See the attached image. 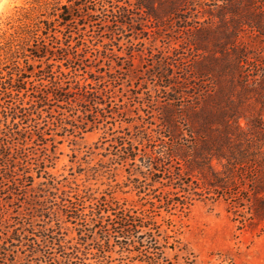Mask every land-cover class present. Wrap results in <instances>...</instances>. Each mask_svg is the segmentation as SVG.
Listing matches in <instances>:
<instances>
[{
  "label": "trees",
  "instance_id": "1",
  "mask_svg": "<svg viewBox=\"0 0 264 264\" xmlns=\"http://www.w3.org/2000/svg\"><path fill=\"white\" fill-rule=\"evenodd\" d=\"M209 1L232 30L205 68L196 35L218 23L198 10L205 0H21L2 19L0 264H111L113 251L159 264L174 244L155 208L195 200L222 201L239 227L264 230V0ZM121 68L163 98L156 113L104 129L94 145L107 159L77 175L115 181L122 170L140 207L50 171L57 128H101L117 114ZM13 203L25 222L10 229Z\"/></svg>",
  "mask_w": 264,
  "mask_h": 264
},
{
  "label": "rangeland",
  "instance_id": "2",
  "mask_svg": "<svg viewBox=\"0 0 264 264\" xmlns=\"http://www.w3.org/2000/svg\"><path fill=\"white\" fill-rule=\"evenodd\" d=\"M20 3L21 0H2L0 3V23L12 8ZM217 4H220V1ZM198 10L200 12L211 10L215 16V21L218 22L216 8L209 0H205V3ZM200 12H198V17L202 20L203 17ZM92 18L96 20L94 23H97L98 16ZM95 27L96 25H92V29ZM231 30L230 25L225 26L218 22L206 32H197L196 36L200 41L198 42L199 48H205L203 49L205 52H202L204 56L199 62L202 68L214 64L210 56L214 54L218 44L225 40V36L228 34L226 31ZM168 36L175 35L170 32ZM156 45H160V41H156ZM111 47L114 50L117 49L114 44ZM181 51L188 59L192 57L193 53L185 52L184 49ZM134 66L136 69H140L137 60H135ZM119 72H116V76L122 77L118 81L121 83V88L118 87L119 85L116 86V95L109 99L112 110H116L117 114L114 115V118H107V122L101 128H92L86 131L79 128H72V131L57 128L56 132L62 134V136L55 135V138L61 141L56 144L54 149L57 158L54 161V168L50 171L68 177H70L69 173L73 172L77 183L85 184L92 189H98L95 193L96 196L101 195L103 191L114 190L111 195L119 201H125L127 205L133 207H140L145 199H140V196H143L142 194L137 195L129 187L123 186L125 173L122 170L118 171L115 181H111L109 174L98 176L96 180L88 179L86 181L83 174L77 175L80 168L95 165L100 158L107 159L100 154V152L104 153L106 150L101 147L96 149L94 145L96 143L97 146H101L99 139L104 129L109 126L116 129L120 123L122 126H126L130 116H135L136 112L143 114L141 108L152 114L156 113L155 109L163 98V94L154 91L149 82L143 84V81L136 80L135 77L127 74V71L122 68ZM135 81H140L138 84L143 85L138 88ZM119 94H121V97L118 96ZM241 123L243 124V120H241ZM67 128L71 127L67 125ZM104 145L106 146V144ZM47 148L46 153H50L52 148L49 142H47ZM35 149L38 154L45 152L41 146H35ZM136 162L138 163V161ZM115 182L118 185H114ZM108 184H111V188ZM143 198H146V196ZM16 206L13 203L7 207L9 213H6V215H8V219L3 221L11 222L10 229L17 227L15 222H25L24 219L17 216ZM155 210L158 214L156 220L160 223L162 234L169 235L168 241L174 244L173 248H166L163 254L157 255L159 264H264V230H260L259 227H239L225 211L222 201L195 200L186 207L176 205L173 208H166L162 206L155 208ZM34 222L38 221L34 220ZM116 249L117 246L114 250ZM135 254L134 251L133 256ZM109 255L112 259L111 264H122L124 262L126 264H154L143 252L134 257L133 260L125 259L124 262L120 260L117 251H113ZM147 256L156 257L154 253H147ZM88 262L92 264L94 259H88Z\"/></svg>",
  "mask_w": 264,
  "mask_h": 264
},
{
  "label": "bare ground",
  "instance_id": "3",
  "mask_svg": "<svg viewBox=\"0 0 264 264\" xmlns=\"http://www.w3.org/2000/svg\"><path fill=\"white\" fill-rule=\"evenodd\" d=\"M2 2V0H0V3Z\"/></svg>",
  "mask_w": 264,
  "mask_h": 264
}]
</instances>
